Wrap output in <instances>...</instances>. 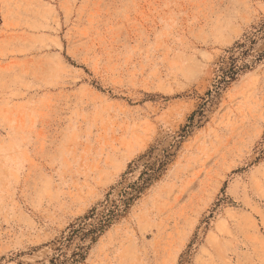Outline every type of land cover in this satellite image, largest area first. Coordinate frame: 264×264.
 Segmentation results:
<instances>
[{
  "label": "rangeland",
  "instance_id": "1",
  "mask_svg": "<svg viewBox=\"0 0 264 264\" xmlns=\"http://www.w3.org/2000/svg\"><path fill=\"white\" fill-rule=\"evenodd\" d=\"M0 264H264V0H0Z\"/></svg>",
  "mask_w": 264,
  "mask_h": 264
},
{
  "label": "trees",
  "instance_id": "2",
  "mask_svg": "<svg viewBox=\"0 0 264 264\" xmlns=\"http://www.w3.org/2000/svg\"><path fill=\"white\" fill-rule=\"evenodd\" d=\"M232 70H234V68H232ZM158 169H160V166L152 169V171L154 172ZM147 174H149V178L153 176V174ZM139 191L140 187L137 186L130 191L124 190L120 192L119 199L117 201L111 202L110 204L106 205L101 212L95 213L94 210L91 211L90 215L82 220L83 223L78 230L81 235V241L85 242V240H89L91 242H94L96 238L99 237L109 227L112 221L119 217V213L122 211V208L126 207L133 199L132 194L139 193ZM87 221L89 222L86 223Z\"/></svg>",
  "mask_w": 264,
  "mask_h": 264
}]
</instances>
